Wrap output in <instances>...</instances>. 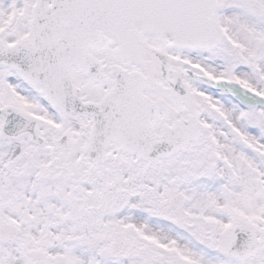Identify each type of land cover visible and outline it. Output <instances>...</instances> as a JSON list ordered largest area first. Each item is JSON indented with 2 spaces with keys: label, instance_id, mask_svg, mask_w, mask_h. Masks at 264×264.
I'll list each match as a JSON object with an SVG mask.
<instances>
[{
  "label": "snow or ice",
  "instance_id": "6c2138e0",
  "mask_svg": "<svg viewBox=\"0 0 264 264\" xmlns=\"http://www.w3.org/2000/svg\"><path fill=\"white\" fill-rule=\"evenodd\" d=\"M0 264H264V0H0Z\"/></svg>",
  "mask_w": 264,
  "mask_h": 264
}]
</instances>
